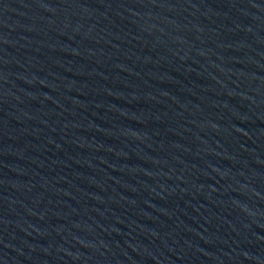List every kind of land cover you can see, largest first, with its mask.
<instances>
[{"label":"water","instance_id":"water-1","mask_svg":"<svg viewBox=\"0 0 264 264\" xmlns=\"http://www.w3.org/2000/svg\"><path fill=\"white\" fill-rule=\"evenodd\" d=\"M0 264H264V0H0Z\"/></svg>","mask_w":264,"mask_h":264}]
</instances>
